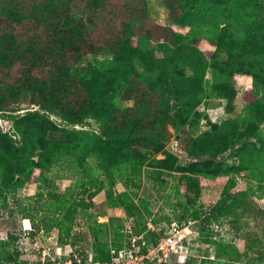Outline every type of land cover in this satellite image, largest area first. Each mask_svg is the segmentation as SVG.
<instances>
[{"label": "rangeland", "instance_id": "obj_1", "mask_svg": "<svg viewBox=\"0 0 264 264\" xmlns=\"http://www.w3.org/2000/svg\"><path fill=\"white\" fill-rule=\"evenodd\" d=\"M144 3L145 25L177 29L163 0ZM195 33L180 31L179 41L185 45L179 53L164 48L160 37L157 42L144 38L156 57L168 64L180 61L178 68H167L163 99L144 90L149 77L134 82L128 98L119 95L113 100L119 105L121 130L132 119L152 122L145 130L157 133L159 148L151 151L133 144L118 150L122 144H113L104 148L101 158L91 137L100 134L103 125L92 112L73 124L47 111V118L59 128L47 132L40 118L32 121L37 138L63 139L62 128L77 133L67 137L73 143L62 158L33 168L28 178L15 168L9 175L0 170V264H41L43 251L51 259L64 258L71 249V254L91 259L125 243L129 229L147 233L150 225L173 222L187 225L190 232L184 239L186 262L171 264H264V109L252 119L248 116L249 105L254 108L257 101L264 106V83L239 73L232 76L231 92L223 91L212 86V70L206 67L203 90L187 114L190 103L179 80L192 70L183 60H193L192 45L207 63L213 51L205 36L197 34L194 41ZM168 43L179 46L175 38ZM110 59L95 50L82 62L99 68ZM218 59L227 60L228 52L221 51ZM36 99V94L24 93L0 102V133L11 136L15 144L22 141L15 123L27 110L38 109ZM163 128L169 134H163ZM218 141H223V148L213 158L206 148ZM110 157L114 163L108 162L105 169L102 161ZM241 162L246 169L229 168Z\"/></svg>", "mask_w": 264, "mask_h": 264}, {"label": "trees", "instance_id": "obj_2", "mask_svg": "<svg viewBox=\"0 0 264 264\" xmlns=\"http://www.w3.org/2000/svg\"><path fill=\"white\" fill-rule=\"evenodd\" d=\"M163 2L177 29L145 25L144 0H0V102L34 93L38 105V109L27 110L15 123L22 136L20 144H15L8 134L0 133V170L4 175H9L15 168L18 174L27 173L28 178L33 168L50 166L54 158H62L63 150L73 143L68 138L77 132L63 128L61 130L66 133L63 139L37 138L32 121L38 118L44 131L58 128L47 118V111L73 124L82 122L92 112L103 125L100 134L91 137L93 150L101 158L105 155L104 148L109 150L113 144H122L118 150L133 144H143L151 151L159 148L161 142L157 133L145 130L152 122L132 119L126 129L121 130L117 119L119 105L113 104L119 95L130 96L134 82L149 77L150 83L144 90L152 98L163 99L167 68H178L180 61L172 60L173 64H168L163 58L156 57L144 45L146 37L154 42L162 38V46L173 51L179 49L177 53L183 49L182 43L185 45L179 41L183 37L180 35L182 30L191 36L197 32L192 37L194 41L198 34L210 42L213 51L208 63L196 45L190 49L193 60L186 57L183 60L192 70L190 75H182L179 80L184 99L190 103L187 114L197 104V97L203 90L206 67L212 70V86L223 91L231 92L232 76L239 73H248L259 83H264L261 73L264 71L262 0ZM138 24L141 30L135 28ZM159 28L164 31L162 35ZM153 33L155 39L151 36ZM170 38H175L179 46H171ZM95 50L111 57L108 64L95 68L82 62ZM221 51L228 52L227 60L218 59ZM185 53L188 54L187 50ZM138 65L142 66V71H137ZM263 109L257 101L254 108L249 105V118L262 113ZM163 132L168 133L166 128ZM222 142L208 145L207 154L216 157L223 148ZM110 158L102 161L105 169L108 162L114 163V157ZM241 165L242 162L229 168L246 169ZM147 235L152 239L158 237L152 231ZM99 252L91 257L93 261L110 259V249Z\"/></svg>", "mask_w": 264, "mask_h": 264}, {"label": "built area", "instance_id": "obj_3", "mask_svg": "<svg viewBox=\"0 0 264 264\" xmlns=\"http://www.w3.org/2000/svg\"><path fill=\"white\" fill-rule=\"evenodd\" d=\"M155 232L158 237L149 238L146 232L132 233L129 229L127 241L120 246L110 248V259L104 262L83 258L81 255L71 254L66 251L65 257H51L45 251L41 257V264H171L185 263L187 253L184 239L190 232L187 225L176 222L165 227H153L150 225L147 232Z\"/></svg>", "mask_w": 264, "mask_h": 264}]
</instances>
